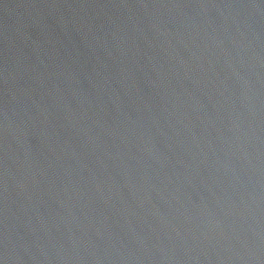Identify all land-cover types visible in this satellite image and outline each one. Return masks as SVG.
<instances>
[{"label": "water", "instance_id": "95a60500", "mask_svg": "<svg viewBox=\"0 0 264 264\" xmlns=\"http://www.w3.org/2000/svg\"><path fill=\"white\" fill-rule=\"evenodd\" d=\"M0 264H264V0H0Z\"/></svg>", "mask_w": 264, "mask_h": 264}]
</instances>
